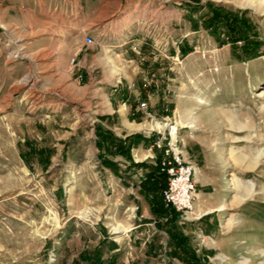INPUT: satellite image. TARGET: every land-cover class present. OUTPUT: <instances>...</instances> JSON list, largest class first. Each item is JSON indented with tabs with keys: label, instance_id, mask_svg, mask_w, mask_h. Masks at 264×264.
<instances>
[{
	"label": "rangeland",
	"instance_id": "rangeland-1",
	"mask_svg": "<svg viewBox=\"0 0 264 264\" xmlns=\"http://www.w3.org/2000/svg\"><path fill=\"white\" fill-rule=\"evenodd\" d=\"M98 129L149 142L110 155ZM163 135L196 169L176 232L202 264H264V0H0V264H186L143 189Z\"/></svg>",
	"mask_w": 264,
	"mask_h": 264
},
{
	"label": "trees",
	"instance_id": "trees-1",
	"mask_svg": "<svg viewBox=\"0 0 264 264\" xmlns=\"http://www.w3.org/2000/svg\"><path fill=\"white\" fill-rule=\"evenodd\" d=\"M207 6L209 12L204 15L203 22L206 28L212 30L214 33H217L220 29H224L226 34H229L232 37L231 42L233 44L234 51L238 48L237 43L243 41L244 46L241 48L245 53L244 57L250 56L257 49V44L255 41H250L248 36H242V30L248 31L250 25L248 20L243 16V13H234L222 7H214L212 3L208 2ZM200 7H195L199 9ZM236 37H233V36ZM255 37V36H254ZM240 58V57H239ZM97 137L99 139V146L104 148L106 152L110 155H119L123 156L126 159H130V151L133 147L139 145V140L148 143L149 140H144L138 135L129 136L126 139H120L114 135L110 130L98 129ZM137 139V140H136ZM158 159V167L155 168L154 172L151 173V176L147 178L144 183V190L148 194L154 195L156 197L153 200L154 213L157 216L166 215L171 221L173 229H168L170 234L171 243L173 247L172 254L176 258L181 259L186 264H202L198 259L195 251L192 249L190 244L187 243L188 239L176 232L175 220L177 215L175 210L172 207L166 208L164 205L163 197H161L160 192H163L168 184V175L164 172H160V161ZM108 163V162H107ZM159 170V172H157ZM92 264H99L98 262H92Z\"/></svg>",
	"mask_w": 264,
	"mask_h": 264
},
{
	"label": "built area",
	"instance_id": "built-area-1",
	"mask_svg": "<svg viewBox=\"0 0 264 264\" xmlns=\"http://www.w3.org/2000/svg\"><path fill=\"white\" fill-rule=\"evenodd\" d=\"M87 46L94 44L92 36L84 38ZM142 108L146 104H141ZM155 146L164 150V159L161 161V170L168 175V184L163 191V198L166 204L173 206L184 215L194 216L196 202V170L192 164L184 165V156L178 148H174L173 139L164 135L155 142Z\"/></svg>",
	"mask_w": 264,
	"mask_h": 264
},
{
	"label": "crops",
	"instance_id": "crops-1",
	"mask_svg": "<svg viewBox=\"0 0 264 264\" xmlns=\"http://www.w3.org/2000/svg\"><path fill=\"white\" fill-rule=\"evenodd\" d=\"M123 44H125V43H123ZM123 44H122V45H123ZM122 124H123L124 127L129 131L128 134H131V133H133V132H139V131H142V130L146 129V127L143 125V123H142V124H139V125H137V124H135V123H132V122H130V120L128 119L127 116L123 117ZM128 134H126V135H128ZM201 194L203 195V194H205V193L202 192ZM220 205H221V203H219V204H218L215 208H213V209H211V208L208 209V211H206L205 213L208 212V214H209V213L217 212L216 209H217V207L220 206Z\"/></svg>",
	"mask_w": 264,
	"mask_h": 264
},
{
	"label": "bare ground",
	"instance_id": "bare-ground-1",
	"mask_svg": "<svg viewBox=\"0 0 264 264\" xmlns=\"http://www.w3.org/2000/svg\"><path fill=\"white\" fill-rule=\"evenodd\" d=\"M239 160V159H238ZM240 162H241V160H240ZM251 168V167H250ZM196 170V169H195ZM226 208H225V205L224 204H221L220 206H218L217 207V209H216V211L217 212H222V211H224ZM203 213H200V214H198L199 216L198 217H196L195 219H200L203 215H205V214H208V212L207 213H204L203 215H202Z\"/></svg>",
	"mask_w": 264,
	"mask_h": 264
}]
</instances>
